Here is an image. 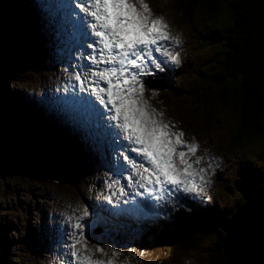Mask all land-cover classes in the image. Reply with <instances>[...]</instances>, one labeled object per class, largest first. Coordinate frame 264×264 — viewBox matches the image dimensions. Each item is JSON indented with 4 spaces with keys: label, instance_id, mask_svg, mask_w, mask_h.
I'll return each mask as SVG.
<instances>
[{
    "label": "rangeland",
    "instance_id": "obj_1",
    "mask_svg": "<svg viewBox=\"0 0 264 264\" xmlns=\"http://www.w3.org/2000/svg\"><path fill=\"white\" fill-rule=\"evenodd\" d=\"M30 1L10 0L9 8L5 5L8 10L0 11V18L3 16L2 13H6L8 17L4 24H2L3 21L0 23V58L2 60L0 91L3 92L0 94V111L7 110L8 115L13 114L18 118L17 124L12 128L0 125V264H54L57 260L56 264L63 263L57 257L59 250L55 244L58 241L64 246L61 240H66L64 236L68 234L66 232L68 220L65 217L72 218L70 211L73 210L78 211L75 214V220L81 217L83 211L86 210L89 213L83 220L88 222L85 229L89 237L87 247L92 249L93 258H111L114 264H153L154 255L162 247V243L157 237H150L152 235H149L150 226L139 225L134 226L133 229H127L112 226V224L105 226L101 222L92 223L90 210L95 203L107 208L104 203L107 196L105 194L98 197L90 195L94 180L92 176L94 174L89 170L92 165L89 167L84 151L81 147H77L76 136L57 125L49 115L48 108L42 106L48 103L53 112L64 113L62 106L56 108L51 96L47 93L52 90L51 94L55 88L54 84L58 85L61 82L56 80L55 70H49L39 60L46 61V58H50L51 62L58 63L63 58L69 61L75 57L65 52L62 59L58 58L61 48L56 43H52L51 39L52 23L58 20L56 16L53 21L48 17L47 21L37 23L43 16L46 18L50 11L55 10L54 8L58 5L57 0L46 2L37 0L33 5ZM170 1L145 0L151 11L162 16L166 21L171 35H177L176 21L182 27L181 37L187 50H183L179 56V70L184 72L181 79L184 88L189 86L188 89L195 88L198 91L197 85L200 86V84L196 82V75H191L190 71L215 57L217 46L207 45L208 40L202 37L207 28L206 24H211L212 21L206 18L207 15L202 17L200 10L196 11L192 17L179 18L170 6ZM44 5H51V7H44ZM53 13L55 14V11ZM7 23L8 26L18 27L13 34L17 38L20 37L19 41L11 42L8 39L10 33L6 29ZM168 45L163 48L164 52H167ZM159 58L164 60V57L159 56ZM78 63L76 62L74 67ZM61 67L65 66L61 64ZM176 78L180 80L179 77ZM166 86L167 84H164L161 88ZM151 87L154 88V86ZM200 87L207 88L204 85ZM150 92L151 90L146 86L145 98L149 104L158 111H162L166 121L178 125L176 128L184 132L183 138L186 142H191L193 139L196 141L198 144L196 155L201 156L202 159L200 165L194 166L206 169L205 180L208 183L203 195L209 199L198 201L196 206L192 203L193 201L181 199L180 203L193 210L189 212L185 208H173L170 219L180 214L185 215V218L194 216V211L197 210L226 213L238 200L241 201L244 198V192L237 187V184L243 180L241 165L246 166L248 160L249 164L256 167L261 168V164L264 165V142L256 141L245 147L233 148L236 145L233 137L237 127L236 112L232 104L227 103L224 109L217 111L216 105L212 102L209 104L201 101V105L198 106L201 108L197 109L196 113H184L182 123L179 121L182 117H174V106L167 94L162 93L154 98ZM13 107H16L19 115L12 111ZM207 111L213 114L210 128L208 124L205 125ZM32 123L36 128H40L38 133L43 137L54 134L59 138L56 146L59 147V156L65 166L66 176L51 174L47 170L46 158L41 157L34 150V140L32 141L29 137V131L32 130H29V127H32ZM71 143L73 145L69 147ZM231 146L232 149H230ZM88 148L99 150V156L94 155L96 163H106L107 158L103 156L102 150L94 148L91 144ZM87 156L92 157L90 149ZM190 159L194 160L195 157ZM209 164L212 165L210 169L207 167ZM243 171L245 173V167ZM112 182L114 183L113 180ZM103 189L100 185H94L97 193ZM109 189L105 185L107 192ZM180 196L183 197L184 194ZM59 219L65 222L60 223ZM53 222L62 224L64 227L58 231L57 240L51 232L54 229L53 225L51 226ZM151 223L158 225L154 220ZM223 232L224 237L227 236V233ZM209 234L210 236H207L198 247L184 253L179 264H210L209 248L213 250L215 244L219 243L216 241L218 233L212 231ZM47 238L51 240V246ZM53 239L56 250L52 252ZM96 246L104 250L103 256L95 252ZM113 250L120 255L112 257ZM64 257L70 258V254L65 251ZM64 262L71 264V259Z\"/></svg>",
    "mask_w": 264,
    "mask_h": 264
},
{
    "label": "snow or ice",
    "instance_id": "obj_2",
    "mask_svg": "<svg viewBox=\"0 0 264 264\" xmlns=\"http://www.w3.org/2000/svg\"><path fill=\"white\" fill-rule=\"evenodd\" d=\"M65 7L77 46L83 50L72 77L80 91L64 97L62 102L67 118L74 124L82 119L94 121L111 140L120 138L127 142L122 147L145 163H133L123 152L119 155L131 163L136 183L144 192L170 190L184 194L165 201V207L170 202L173 208H185L180 203L184 198L207 201L209 198L203 195L208 183L206 169L196 167L202 159L196 155L198 144L194 139L186 142L184 132L176 128L174 122L166 121L164 113L152 107L145 98L146 86L153 96L157 94L151 87L152 79L155 73L165 70L162 65L166 61L157 54L179 65L177 54L161 50L163 42L178 45L179 36L169 35L166 21L152 12L145 0H69ZM207 167L210 169L212 165ZM244 167L241 165L242 176ZM246 179L237 185L245 195L248 194ZM105 185L113 187L107 181ZM107 199L112 203L111 196ZM144 206L148 207L149 202L145 201ZM185 210L191 212L193 209ZM246 212V208H240L233 221L226 225L229 228L226 244L233 242V225L239 224ZM155 214L167 213L161 210ZM88 215V211H83L81 217L68 226L64 250L70 254L71 264H114L111 258H93L92 249L87 247L89 237L85 229L88 222L83 218ZM95 252L104 255L99 246L95 247ZM119 255L115 250L111 252L112 257Z\"/></svg>",
    "mask_w": 264,
    "mask_h": 264
},
{
    "label": "trees",
    "instance_id": "obj_3",
    "mask_svg": "<svg viewBox=\"0 0 264 264\" xmlns=\"http://www.w3.org/2000/svg\"><path fill=\"white\" fill-rule=\"evenodd\" d=\"M5 2L0 0V9ZM170 6L179 18L192 17L198 10L202 17L207 15L206 18L212 22L206 24L202 37L208 40L207 45L217 46L215 57L191 70V75H196V82L207 88L197 85L198 91L186 89L180 97L185 102L181 113H196L201 108L198 107L201 101L212 102L217 111L224 109L227 103L232 104L237 127L234 143L264 142V0H171ZM2 21L0 18V23ZM180 93L178 91V96ZM205 115L207 125L211 123L213 114L207 111ZM14 123L15 119L0 111V125L12 128ZM43 143L39 147L33 145L36 152L46 158L47 170L56 176H66L59 150L54 147V138L49 137ZM253 179V183L245 186L246 191L264 184V171H256L251 181ZM243 203V199L238 200L226 213L214 217L199 229L186 221L176 223L174 229L165 231L161 237L164 245L158 250L157 258L163 261L159 264L177 261L183 253L200 245L212 231L218 233L216 241L219 244H215L213 250L209 248L210 264H228L221 241L224 236L222 227L234 216L237 206ZM257 264H264V252Z\"/></svg>",
    "mask_w": 264,
    "mask_h": 264
},
{
    "label": "bare ground",
    "instance_id": "obj_4",
    "mask_svg": "<svg viewBox=\"0 0 264 264\" xmlns=\"http://www.w3.org/2000/svg\"><path fill=\"white\" fill-rule=\"evenodd\" d=\"M38 1L39 2H46L47 0H38ZM56 2H57L58 5L54 8L55 10H53V11H55V14L53 13V11H50L49 15L46 18L43 16L41 19H39L37 21V23L39 24V21H47L48 17H50L52 19V21H53L55 16H56L58 18V20H54L53 23H52L53 30H51V39L53 40L52 43H56L61 48L60 51H59L58 58L62 59L64 57V55H65V52H69V54L74 56L75 59H76L77 58L76 55L79 54V50H78L79 47L77 46V38L75 37V34L72 31V28H71V31L67 28L68 25H66V23L69 24V27L71 25L70 24V19H69L68 16L65 17L64 22H63L62 14H61V6H63V2L60 1V0H57ZM58 27H61L63 29L67 28L68 31L64 30L63 32L59 33L58 30H55ZM52 43H51V45H52ZM68 43H69V45L71 44L69 46L70 48H65L67 46L65 44H68ZM44 49H46V47H44ZM47 55H49V54H47ZM39 61L41 63L43 62L44 65H46L49 68V70H55V72H56V80H59V82H61L58 85L54 84L55 88H54V91L50 95L51 97L56 96L57 100L63 101V98L61 97L62 94H67L68 97H71L73 94L79 92V88L76 87V85L74 84V82L72 80V77H71L72 68H70L68 66L69 65L68 64L69 63L68 60L65 61L64 58H63L60 62L53 63V62L50 61V58H46V61H41V60H39ZM61 64L64 65L65 67H61ZM66 79H71L72 83L65 82ZM171 84L173 85V79L171 80ZM62 87H64L65 89L64 90H60ZM52 102L55 104L56 108H59V107L62 106L61 103H57V102H54V101H52ZM42 106L43 107L46 106L50 112H53V110L49 108L48 103H45ZM61 109L64 111V109L62 107H61ZM67 124L70 125L69 122ZM72 128H75V129H71V133L70 134H73L74 136H76L75 138H77L76 142H78V146L76 145L75 142H74V144L77 147H81L82 150L84 151V155L87 157L86 159L90 162V164L93 167V168L91 167V169H93V170L90 169L91 173L94 174V175L98 174L99 172L103 173V167H106V163L105 162L96 163L95 162L96 159L94 157V155L97 156V157L99 156V150L95 151L92 148H88L90 144L96 149L99 148L100 150L103 151V156L106 157L107 160H108V153L106 151V143L104 142V138L96 133V128L97 127L91 128L90 126L81 125V123H79V124L76 125V127L72 126ZM118 146L120 147L121 145H118ZM69 147H72V146H69ZM89 149L91 150V155H92L91 158H89L87 156V153H88ZM107 160H106V162H107ZM107 166L110 169L112 164L109 162ZM112 170H113V168H112ZM98 180H99V184L104 183V181L100 177H98ZM256 189H259V188L257 187ZM93 208L95 210H99L100 206L95 203V205H93ZM59 221H62V219H59ZM64 222L65 221L60 222V223H64ZM95 222L97 223L96 220H95ZM52 225L54 227V229L51 230L52 236L57 240L58 239V231L60 230V228L64 229V227H63L62 224H59V223H56V222H53L51 224V226ZM66 232H68V230ZM67 235L64 236V238L66 240H67ZM41 240H43L42 237H41ZM53 246H54V239H53ZM64 253H65V251L62 248V255H61L62 258H61L60 262L63 261V263H61V264H68V263L64 262V260H70L71 257L70 258L64 257ZM57 262L58 261H56L54 264H56ZM58 264H60V263H58Z\"/></svg>",
    "mask_w": 264,
    "mask_h": 264
},
{
    "label": "water",
    "instance_id": "obj_5",
    "mask_svg": "<svg viewBox=\"0 0 264 264\" xmlns=\"http://www.w3.org/2000/svg\"><path fill=\"white\" fill-rule=\"evenodd\" d=\"M33 148L36 151L34 145ZM247 193L245 204L238 207L227 223L230 224L233 221L240 208L247 209L239 224L233 225L231 245L226 244L229 238V228L227 224L223 227L227 236L222 238V243L229 264H257L264 252V188Z\"/></svg>",
    "mask_w": 264,
    "mask_h": 264
}]
</instances>
